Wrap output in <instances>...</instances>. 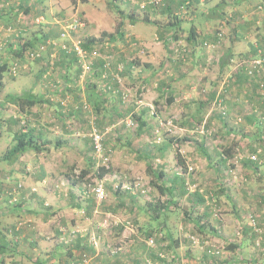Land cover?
<instances>
[{
    "label": "rangeland",
    "instance_id": "1",
    "mask_svg": "<svg viewBox=\"0 0 264 264\" xmlns=\"http://www.w3.org/2000/svg\"><path fill=\"white\" fill-rule=\"evenodd\" d=\"M253 1L256 3H250L254 6L259 3L264 5L258 2L259 0ZM35 2L34 9L24 12L27 2L23 1L19 4L18 0H0V11L3 14L12 12L14 4L19 14L32 15V17L25 16L28 19L22 22L23 28L27 29L22 30L23 34L19 38L21 47L37 33L43 32L48 35L45 40L33 42V45L38 44V46L26 47L24 57L18 61H15L16 59L7 61L8 70L0 85V103L4 102L0 119V129L4 132L0 139V142L3 140L0 145V174L2 169L9 170L6 167L8 163L2 159V156L8 142H11L12 135V131L7 132L4 126H7L8 118H16L14 115L18 114L16 106L6 101L7 93L19 95L32 90L45 100L40 102L39 108L36 109L43 111L42 122L55 123L63 119L65 125L60 127L57 124L48 125L46 135L52 141L51 145L43 147V154L39 151L36 154L28 153L29 156L22 155L21 162L15 163V167L24 166L23 176L13 181H22L18 183L21 188L35 187V190L37 187L51 192L53 188L55 193L53 192L49 200L56 206H60L63 203L61 198H64L63 201L66 202L69 199H67L68 196L62 197L56 193L58 191L55 189L60 190L65 187L60 183L61 181L58 182L61 180L58 177L69 174L71 175L70 185L77 188V193L80 192L78 197L85 207L78 208L77 212L70 208L64 218H84L89 213L92 214V218L87 227L85 225L82 228H70L68 223L65 226L59 225L64 232L61 236L50 229L49 224L41 226L37 229L40 234L38 239L30 235L36 240L39 249L36 250L35 246H31L30 239L21 240V244H26L24 249L27 255L23 260L24 264H38L35 262V256L38 254L36 252H40L42 258L48 259L51 257V252L59 248L64 252L63 254L68 255L67 243L76 242L78 234L88 235L89 243L93 240L97 251L96 254H91L92 258L86 257L84 253L83 262L79 263L72 259L71 263L101 264V253L129 252L132 240L142 236V231H134L135 227L132 224L136 226L145 221L149 223L148 218L152 213L160 218V224L166 230L168 229L172 238H165L159 250L158 240L161 234L158 237L154 235L151 237L154 243L145 237L148 247L146 250L158 249V254H164L162 258L165 259V264H188L190 260L197 261L198 264H264V109L262 114L261 109H257L262 130L256 131L253 128L249 132L243 126L247 122L248 109L233 107L232 110H235L229 113L221 100L219 103L210 101L206 107L199 108L197 111L200 116L199 122L195 121L196 124L194 123L191 130L179 129L176 115L159 111L162 110L161 106L167 94L164 88L167 85H174L172 81L169 83L166 81L167 76L172 77L168 70L175 72L176 69H174L175 66H170L173 62H169L170 68L166 65L163 69L165 72L161 71L162 77L161 74H155L159 72L157 68L154 69V74H147L149 70H146L145 64L152 63L156 67V64L161 66V61L171 60V58H186L188 61L197 58L196 50L192 52L184 46L185 49L181 50L180 41L173 43L176 40L169 39L172 36L166 35L171 15L167 12L163 14V0H115L118 7L113 6V0H78L77 2L35 0ZM17 10L14 9L12 13L14 14ZM243 17L242 13L201 14L197 18V23L203 30L213 28L216 34L221 36L222 42L234 36L242 25H246L247 39L256 38L258 42L260 41L258 48L262 49L264 54V33L263 37L259 38L264 24L258 22V17L255 18V23L246 19L244 21ZM78 21L80 24L73 27ZM120 24H122L121 31H124V36L118 34L117 29ZM191 25L190 21L185 20L183 28L190 30ZM7 29L9 34L16 33L9 26ZM63 32L65 35L62 34ZM110 34L115 35V41H111ZM11 36L6 35L8 40ZM92 38L95 39V44L99 48L105 46L100 60L109 58L107 61L111 62V58L113 59L112 66L108 72L104 71L102 78L100 60L96 61V67L93 65L91 70L84 71L80 61L74 63L75 54L62 47L63 44L73 47L74 43L82 44ZM239 40L243 50L248 44L240 38ZM169 45L173 47L176 45L177 49L174 48V51H171ZM203 47L210 49L204 52L202 50V52L207 58L210 55L211 59H205L207 66L203 68L201 81L197 79L198 73H195L194 79L197 82L192 84L195 87L193 94L205 100L212 93L210 82L205 81L208 80L207 78L210 79L209 73H213L212 80H216L219 85L223 84L224 79L231 84L230 82L234 80L233 74L236 73L230 72L228 68H223L224 70L219 68L218 65L222 62L219 54H222V51L221 48H217V43L210 42ZM254 52L235 58L232 63L239 68L243 66L247 69L245 62L257 58ZM12 53L13 51L8 48L0 50V59L3 56L6 59L11 58ZM209 60L215 61L211 65ZM68 62L73 63L67 68ZM120 62L127 66L133 62L139 66L134 68L135 73L132 72L131 76L125 74L122 88L118 90L120 83L116 82L113 76L118 72L115 66ZM13 67H16V73ZM220 70L222 73L219 74ZM112 72H114L113 76H111ZM260 74L264 75V72ZM247 75L256 77L250 73ZM107 76L114 79L110 81V85L108 84L106 95L112 94L114 100L109 102L108 106L100 104L97 110L92 99L96 102L100 100L99 103H101V94L98 90L102 88L103 83L107 84L103 82ZM75 80L76 83H74ZM225 86L228 85L225 83L222 88ZM60 88L63 90L61 94L56 91ZM53 89L55 92L52 91ZM260 89L264 92V85H261ZM89 91L96 93L91 94V100L87 97L90 95ZM225 93L228 95V91ZM235 96L240 98V94ZM54 103L59 105L57 109L65 116L60 121L55 115ZM104 107L108 110L107 114L104 113ZM144 109L147 112L141 119L139 116ZM193 109V107L190 108V110ZM255 109L252 107V110ZM218 113H221V119L216 115ZM31 117L35 120L34 116ZM194 117L198 119L197 116ZM19 122L21 124H17L23 126L24 122ZM25 122L30 123V119L26 117ZM147 124L151 127H146ZM94 132H100L102 135L100 151L94 145ZM247 133L256 134L254 144L250 148H248L249 141L245 138ZM57 139L62 140L61 144H56ZM166 143L171 146L165 147ZM200 144L212 156L210 163L208 159L206 160ZM231 144L235 147L234 157L224 160L225 156H222L224 146ZM178 152L185 160L184 165L182 164L183 166L179 169L176 168L175 163L176 160L177 164H180L176 158ZM252 154H257L258 160L251 159ZM245 158L256 163L246 166ZM170 160H172V169L176 168L175 172L178 170L181 171L180 173L185 172L181 175L185 178L184 185L182 186V179H174L177 186L171 193L162 192L154 183L160 184L167 178L165 176L162 180L156 178V175L148 169L151 166L153 170L160 171L161 167L165 168ZM207 164L211 167L208 168ZM102 167L107 170L103 176H101L104 172ZM84 172H86L85 176H82ZM73 180L79 182L73 184ZM98 184H103L106 190L107 195L104 199L96 193L95 187ZM1 187L0 181V190ZM199 188L203 191H199ZM199 194L204 201H200ZM3 196L0 194V197ZM11 199L12 204L5 206L4 212H8L7 215L0 218V232L8 238L13 230L10 231L9 228L4 232L3 229L13 224L17 226L19 217H22L21 213L11 210L19 203V196L17 201L13 196ZM119 201H123L124 204H120ZM89 204L95 206L94 211L88 208ZM118 206L122 208L121 214L116 213ZM147 210L149 213H146ZM136 215H138L137 222ZM23 222L28 229L31 221L24 217ZM246 225L249 227L247 233L252 235L251 239L246 244H239ZM77 230L81 232L76 235ZM232 242H236L238 246L231 250L228 246ZM208 248L215 249L219 254L215 255L214 259L207 258L205 250ZM232 252L236 254L234 257L236 260L229 263ZM78 254L75 253V257L79 256ZM50 261L49 264L54 263ZM63 261L64 258L61 256L59 264ZM7 264L11 262L7 260Z\"/></svg>",
    "mask_w": 264,
    "mask_h": 264
},
{
    "label": "crops",
    "instance_id": "2",
    "mask_svg": "<svg viewBox=\"0 0 264 264\" xmlns=\"http://www.w3.org/2000/svg\"><path fill=\"white\" fill-rule=\"evenodd\" d=\"M11 1V0H9ZM27 2V8L30 7V9H34L36 7V2L35 0H18V3H22V2ZM37 1V0H36ZM256 3L253 0H194L193 2V7H191V1L187 0H163V11L165 14V12H167L168 14L171 15V17L169 18V22H168V31L166 32V35L172 36L169 37V39H175L176 41H173V43H176L178 41H180V49H185L183 48L186 47L189 50H191L192 52H194L196 50L197 53V58H194L190 61H188V59L184 58V59H180V57L178 58H171V60H165V61H161V66H159L158 64H156V67L153 66L154 64L149 63V64H145L146 65V70H149V72H147V74H154V69L158 70L159 72L155 73V74H161V76L163 77L162 74V70L165 69L166 65L167 68L174 67V69H176L175 72H173L172 70L168 72L171 73L169 75H171L172 77H168L166 78V81L169 83L170 81H172V86L167 85L166 88V96L164 97V103H162V110H159L160 112L163 113H171L173 114V116L176 115L177 117V124L180 126L179 129H186V130H191L194 125V123L196 124V122H199V113L197 112L198 109L202 106L206 107V105H208V103H219L221 100V103H224L226 105V107L229 110V113H233L232 108H239V109H245V107L248 109V114L246 115V121L243 126L244 128L247 130V132L252 131L251 129H256L261 131L262 130V123L259 120V113H255L252 110V107L257 105L258 106H262L263 102H264V92H261V84L264 83L263 82V78L264 75L263 74H258L255 73L256 77L253 79L252 77L249 78L245 73V71H243V69L239 68L236 64H233L232 61L235 60V58L238 57H244L247 55H250L251 53H253L255 51V49L260 52V55L262 56V49L258 48V46L260 45V43L258 42V40L256 38H252L253 40H248L246 35L248 33V27L246 25H242V28L239 29L241 30V32L238 30L236 32V34L234 36H230V38L226 39L225 41L222 42V39L218 40V37L216 35V31L211 28L209 30H203L200 28V26H198L197 23V18H199L201 16V14H211V15H219V14H243V18L244 21L246 20H250L252 22H254L255 18L258 17V14H256L254 11V8L256 6H254V4L251 3ZM258 2L264 3V0H259ZM188 3V5H187ZM260 4V3H259ZM186 8V9H185ZM12 11V10H11ZM241 11V12H240ZM13 12V11H12ZM12 12H10L9 14H7V16L5 15H0V50H7V48L9 50H12L13 52H19L20 50H18L19 48H21L20 45V37L21 34H23L24 29H27L26 27H24V24L22 23L24 20L27 21V17L25 16H30L32 17L31 14H19V10L17 11L18 14H13ZM25 12V11H24ZM167 18V17H166ZM246 19V20H245ZM11 21V24H14V27H11L12 31H16V33L13 34H9V32H7V24L8 21ZM188 20L192 23L190 30H186L185 27L183 28V24L184 21ZM255 23V22H254ZM264 24V23H261ZM23 30V31H22ZM6 32L11 36V39L8 40L9 38L6 37ZM262 34L259 35V38L261 39L264 33V29L262 28L261 30ZM41 35H46L43 32L37 33L36 35H34L35 37H41ZM5 36V37H4ZM243 40V42L245 44H248L246 46V48H243V50H241L242 48L240 47V40ZM8 41H10L8 43ZM36 43H38V41H40L39 39L35 40ZM217 43V48H221L222 54L220 55V61H222V58L224 57L225 60V64L223 68H228L227 70H229L230 72L236 73L234 75V80L231 81V84H228L226 82V79H224L223 84L219 85V83L216 80H212V76L213 73H209V78H207L208 81L211 84V88H212V93L211 96H208L207 98H205V100L200 99L199 96H196L193 94V91L195 89V87L193 86L192 82H195L196 80L195 78V73H198L197 75V79H200L201 81V73L203 72V68L205 69V65L207 62L205 59H211L210 55L208 56V58L205 56V54L203 53L204 51H209L210 49H205L203 47V45H207V43ZM256 42V43H254ZM221 44V45H220ZM220 45V46H219ZM34 46H38L34 45ZM133 47V46H132ZM203 47V49H202ZM134 48V47H133ZM174 48L177 49V46L175 45L170 46L169 45V50L174 51ZM203 50V52H202ZM131 51L133 52V49L131 48ZM174 53V52H173ZM195 53V54H196ZM18 55V54H17ZM255 55V52H254ZM264 55V54H263ZM195 57V56H194ZM230 61H229V58ZM3 58H5L3 56ZM176 59V60H175ZM5 60V59H4ZM9 60V59H8ZM153 60L158 61L157 59L153 58ZM1 61V59H0ZM16 61V60H15ZM18 61V59H17ZM213 61L215 60H209V64L212 65ZM169 62H173L170 64L169 66ZM217 62V61H216ZM231 62V63H229ZM71 62H68L66 67H70L71 65L69 64ZM220 63V62H219ZM139 66V64H134L133 62L129 63V67L128 70L123 73H120V75L117 77L116 74H114V78H112L111 76H113L111 74V76H107L106 78L103 79V82H106L107 84L103 83L102 88H100L98 90V92L101 94V100H103L102 104L108 106L109 102H113L114 98L111 96H107L106 95V91L107 88H109V83L112 79H114L116 82L120 83V86L117 88L118 90H120V87L122 88V81L125 79V74L127 73L128 76H131V73H135L133 70L136 66ZM218 65V64H217ZM221 65H218L219 68H221ZM153 68V70H152ZM105 69V70H104ZM222 69V68H221ZM108 72L109 68L106 67L105 65H101V78L103 77V73L104 71ZM200 70V71H199ZM224 70V69H222ZM222 70H220V72H218L219 74L222 73ZM197 71V72H196ZM163 72H165L163 70ZM105 74V73H104ZM263 75V77L261 76ZM166 77V76H164ZM205 77V76H204ZM68 79V78H66ZM211 80V81H210ZM67 81V80H66ZM69 82V81H67ZM77 81L75 80L74 83H76ZM197 82V81H196ZM225 83L229 86V88L227 89L228 86H225L224 88H222ZM195 85V84H194ZM193 87V90H191V88ZM172 88V89H171ZM224 89V90H223ZM8 91V90H7ZM53 92H55V90H52ZM58 91V93L61 94V92L63 90H56ZM226 91H228V95L225 93ZM35 93V92H34ZM9 95V93H7ZM240 94V98L236 97L235 95ZM70 103V102H69ZM55 104V115L60 119H62L64 116V114L62 112H60L57 109V105ZM156 104V102H155ZM14 105V104H13ZM40 103H37L36 105L33 106L32 111L34 113H32V115L35 117V121L33 123V126L35 128H39L42 129L44 131V135L43 137L40 139L41 141H46L48 140V136L46 135V132L48 130V125L51 124L52 126L57 124L58 127H60L61 125H65L63 124L65 121H60V122H55V123H43V119L41 118V113L43 112L41 109L40 110H36L37 108H39ZM43 105V104H42ZM102 105V106H103ZM157 105V104H156ZM196 105V108H195ZM193 107V110H190V108ZM203 108V107H202ZM105 109V107H104ZM71 112V110H69ZM68 111V112H69ZM158 111V110H157ZM158 111V113H159ZM75 112V111H74ZM147 110L144 109L142 110V112L140 113V118L143 119L144 114H146ZM78 113V110H77ZM104 113L107 114L108 110L105 109ZM218 116V118H220L221 113L216 114ZM15 117L17 116V114L15 113L14 115ZM194 116H197L198 119H195ZM221 119V118H220ZM196 121V122H195ZM16 122H13L12 118H8L7 120V126H4L5 130L11 131L12 128L9 129V127H13L15 128L17 126H15ZM144 124V121H143ZM57 127V128H58ZM146 127L150 128V125H146ZM208 127V126H207ZM191 128V129H190ZM14 130V129H13ZM4 131V130H3ZM4 135V132H2V129H0V139L1 137ZM256 137V134L253 133H247L245 134V138L247 141H249L248 143V148L251 147L252 144H254L253 142L255 141L254 138ZM12 138V137H11ZM260 138V136H259ZM3 142V140L0 142ZM12 142V141H11ZM62 140L61 139H57V143L56 144H61ZM52 141L49 142V146L51 145ZM9 143L7 144V148L4 150L6 151L8 149ZM47 146V145H46ZM165 147H170L171 144L166 143L164 145ZM201 146V144H200ZM227 146V145H226ZM224 146V147H226ZM201 148L204 147L201 146ZM206 149V148H205ZM32 151V152H29ZM27 152H25L24 154L18 155L17 157H15L13 159V161H9L6 160L4 158V155L2 156V159L5 161H7L6 163H8L6 165V167L9 170H5L2 169V173L0 174V181H1V190H0V194L4 195L3 197H0V218L4 217L7 215L8 212H4L5 211V206L12 204V199L11 197L13 196L14 199L17 201L18 200V196H19V203L16 204L15 206H13V211H17L19 213H21L22 217H19L18 222H17V226L15 224H13L12 226L10 225V227H6L3 229L4 232L8 231L10 228V231H12V234L9 233V237L8 238L6 235H4L3 233L0 232V262L1 264H7V260H9L11 262V264H24V258L27 255L26 254V250L24 249V244H21V240L24 239H30L31 241V246H35L36 250L39 249L37 246L38 244H36V240L31 238L30 235H32L33 237L35 236L36 239H38L40 237V234H38L37 229H40L41 226H44V224H49L48 227H50V229H53L55 231L56 234H59L58 230L62 229L60 226H65L66 223H68L70 226V228H76V227H84L86 225V227L88 226L87 224L91 221L92 218V214H88V216H84L83 217H77V218H71L69 219V217H67V219H65V213L68 212V210L70 208L74 209V211L77 212L78 208H83L85 207V205L83 204L82 200L79 199L78 195H80V192L77 193V188L71 186V179L67 176H61L58 178H61V180H59L58 182L62 183L63 185H65V187L61 188L60 190L55 189V191H58L56 193H59L60 195H62V197L64 196H68L67 199H69L68 202L63 201L64 198H61L62 200V204L60 206H56L55 204H53V202H50V198L51 195L54 192V189L52 188V192L51 191H47L46 189H42V188H37L34 190V188H21L20 184L18 186L19 182H22L20 180L18 181H13L15 179H19V177L23 176V167L19 168V167H15V163H19L21 162V157L22 155H26L28 153H34L36 154L37 152L35 150H29ZM41 154L44 153L43 150L40 151ZM182 153V152H181ZM30 154H28L29 156ZM206 157V160L208 161V163H210V161L212 160V156L210 155V158H208L206 156V154H204ZM223 156V155H222ZM31 157V156H30ZM234 157V156H233ZM233 157H230L228 159H232ZM248 157V156H247ZM1 158V156H0ZM178 162L179 159L176 156ZM244 159V158H243ZM182 160L183 162L185 161L183 159L182 156ZM200 160V158H199ZM210 160V161H209ZM23 161V160H22ZM205 161V159H204ZM250 160H247V158H245L244 162H248ZM166 167L164 168V166H162V170L164 171V175L166 179V186H174V190L175 191V180H182V186L184 185V177L181 176L183 175L185 172L180 173L181 171L178 170V172H175L176 168H180L181 166H183L181 163L177 164L176 160V168L173 170L172 169V160L168 161ZM207 167H211L209 164H207ZM155 170V169H154ZM169 172V173H168ZM212 173V172H210ZM47 175V174H46ZM49 176V175H48ZM211 177V176H210ZM40 180V179H39ZM56 182V181H55ZM57 188H59V184L56 185ZM20 189V191H19ZM172 191V192H173ZM199 191H203V189L199 188ZM55 193V192H54ZM201 193V192H200ZM18 195V196H16ZM64 195V196H63ZM205 197V193L203 194ZM200 199H202V196L199 194ZM66 198V197H65ZM59 200V198H58ZM120 204H124L123 201H119ZM77 204H81L82 206L78 207L79 205ZM121 205V206H122ZM201 205V204H200ZM137 207V205H136ZM88 208L91 211L95 210V206H91L89 204ZM119 209H117V214H121L122 212L120 210H122V208H120V206H118ZM109 210V209H107ZM17 215V214H16ZM19 216V215H17ZM27 217L30 221V227H28V229L26 228V226H24V222H23V218ZM23 224V225H21ZM60 225V226H59ZM135 227L134 231H139L142 230V228H139L140 226H142L141 223L137 224L136 226L134 224H132ZM218 227V226H216ZM166 229V228H165ZM75 230V229H74ZM74 230H72V232H74ZM249 230V227L246 225L245 226V233L242 235V239L239 240V244H246V242H248L251 239L252 235H249L247 233V231ZM14 232V234H13ZM77 232H81L80 230H77ZM76 232V233H77ZM139 238V237H138ZM25 242V241H24ZM29 242V241H28ZM136 239L132 240L131 244H130V248H129V254L126 255L125 252H121V255L124 257L126 256L127 259H130L132 257H136L134 256L139 247V243H136ZM27 243V242H26ZM132 243H134L132 245ZM236 243V242H235ZM84 244L89 245L86 240H81L79 241V239L76 242H72V244H70V246L68 248H71L74 253H78L79 251H81L84 246ZM23 245V246H22ZM90 246V245H89ZM85 249V248H84ZM97 251V249H96ZM38 254H36L37 256H35V262H37L38 264H49L52 260L54 261L53 264H59V258L62 256V258H64V261L61 264H64L66 260H70L71 254L66 255L63 254L64 252L62 250H60L59 248H56L55 251H53V253L51 252V257L50 258H42V255H40V252H36ZM99 253V252H97ZM143 254H138L137 256H139L140 258L144 259L146 258L151 264H163L160 263V258L158 259H154L153 257H151V255H149V253H146V251H142ZM30 254V253H29ZM236 254H233V252L231 253V260L229 263H232L234 260H236L235 257ZM130 257V258H129ZM56 262V263H55ZM159 262V263H158ZM69 263V262H68ZM138 263V262H135ZM198 264L197 261L194 262L192 260H190V262L188 264Z\"/></svg>",
    "mask_w": 264,
    "mask_h": 264
},
{
    "label": "trees",
    "instance_id": "3",
    "mask_svg": "<svg viewBox=\"0 0 264 264\" xmlns=\"http://www.w3.org/2000/svg\"><path fill=\"white\" fill-rule=\"evenodd\" d=\"M72 1L77 2L78 0H72ZM188 1H191L192 3L194 2V0H187V2ZM113 2H114L113 3V6L118 7L117 4L115 3V0H113ZM13 6H14V9L17 10V8H16V6L14 4H13ZM14 9H11V10L13 11ZM30 10H31L30 7L24 9L25 12H29ZM17 11H15V14H18ZM9 12H10V10H9ZM0 15H4V16L6 15L7 16V14H3L2 11H0ZM11 21L9 20L8 23H10ZM7 25L10 28L14 26V24H11V23L10 24H7ZM121 27H122V24H120L119 25V28L117 29L118 32H119L118 34H120L121 36H124V31H121ZM47 36L46 35H43L41 37H33V38H31V40H27L26 44H23V47H21V48L18 49V50H20L19 52L18 51L17 52H13L11 54V58L8 57L6 59V58H3L2 57L1 61L2 60L3 61L0 62V85L2 83V80H3V77L5 75V72L8 70V62L7 61H10L12 59H16V61H17V59H21L25 55V51H26L25 48L26 47L27 48L28 47H32V46L34 47L33 42H35L36 39H39L40 38L42 40H45ZM109 36L111 37V41L112 40L113 41L116 40L115 39V35L110 34ZM217 37H218V40L221 39V36L217 35ZM82 46L84 47V49H87L90 52H93V51H95L97 49V50H99V53H101V54H103L104 53V50H105V46H101L99 48L95 44V39L94 38L89 39L87 42L82 43ZM255 52H256V54H255L256 57H260L261 56L260 55V52H258L256 49H255ZM79 58H80V56L78 54H75L74 55V63H79ZM98 58L101 59L100 56ZM100 59H97V60H100ZM108 59L109 58H105V59L102 58V60H100V62L102 63V65H105L108 62L107 61ZM112 61H113V59L111 58V64L113 63ZM71 63H73V62H71ZM71 63H69V64L71 65ZM221 64H222L221 65V68L223 69L224 64H225L224 59L222 60ZM120 65L123 66L122 67V70L119 71L120 73H123L124 71L126 72L128 70V67L129 66H127L123 62H120L119 64H116L115 67L117 68V70H118V67ZM96 66H97V63L93 67H96ZM240 68L243 69V71H245V73H248L247 70L243 66L240 67ZM67 75L65 76L66 78H68V76H69V75L68 76ZM247 76L249 78H251L249 75H247ZM254 78H255V76L253 77V79ZM109 85H110V83H109ZM91 94L92 95L93 94L95 95L96 93L94 91L93 92L92 91L90 92V95L87 96V97H89L90 100H91V97H92ZM64 95H65V93H64ZM6 101L12 102V104H14L16 106V108H17V113L18 114H17L16 118L12 117L13 122H16V123H14L15 126H16L17 123L18 124H21V122H19V121H23L24 124H23V126L17 124V126L15 128L9 127V129L12 128L11 129V131H12L11 141L12 142H10L11 144H9L8 149L4 152V158L6 160L13 161V159L15 157H17L18 155L24 154L25 152H27L29 150H35L36 152H39V151L43 150V147L46 146V145H48L51 140L48 139L45 142L44 141H41L40 142V139L44 135V131L42 129H39V128L37 129V128H35L33 126V123H34L35 120H34L33 117H31V116H33L31 114L34 113L32 111L33 106L36 105L37 103H40V102H43V101L45 102V100L42 97H39L36 92L34 93V92H32V90H30V91H28L26 93L19 94V95L9 94V95H7ZM92 102L95 103L94 105H95V108L97 110H98V108H99L98 106L100 104H101V106L103 105L102 104L103 100H101V103H99L100 100L96 102L94 99H92ZM3 104H4V102L0 103V119H1V110H2ZM255 107H256V105L253 106V109H255ZM257 109L258 110L261 109V114H262L263 109H264V102H263V104H262L261 107L258 106V107H256L255 110H253V112H255L256 114L258 113V110ZM26 117L30 119V123H27L26 124V122H25ZM204 153L206 154V156L208 158H210V154L208 153L207 149H204ZM234 154H235V147L232 144L224 147L223 152H222V155L225 156L224 157V160L225 159H228L230 157H233ZM177 157L179 159V163H181V164L184 165V162L182 160V156H181L180 152L177 153ZM253 163H256V162L250 160L248 162H245V165L248 166L249 164H253ZM101 169L104 171L101 174V176H103L106 173L107 170L105 169V167H102ZM148 169H150L152 171V173H154V175H156V178H159V179L162 180L163 176H165L163 170L156 171V170H153V168L151 166H149ZM85 173L86 172H84L82 174V176L83 175L85 176ZM68 177L70 178L71 175L68 174ZM73 181H74L73 184L79 182L77 180H73ZM154 183H155L156 187H158L162 192L163 191H168V192L171 193L174 190V186L170 187V186H166L165 185L166 184V179H164L162 182H160V184H157L156 182H154ZM175 186H177V182L175 183ZM200 201H204V198L202 197V199H200ZM77 205H79L78 207L82 206L81 204H77ZM154 211L156 212V210H154ZM146 213H149L148 210L146 211ZM148 220L150 221L149 223H147V221H145L142 224V226H140V228H142V230H140V231H142V236L136 239V241H137L136 243H139V247H140L138 249L137 253L134 255L136 257H132V259L129 257L130 259H127L126 256L123 257L117 251L116 252H113V253H107V254L101 253V255H102V259H101V262L102 263L101 264H130V263H135V262H138L139 264H142V263L143 264H151L146 258L142 259L139 256H137L138 254H143L142 251L143 252L146 251V253L149 252V255H151V257H153L155 260L158 259V258H160V263L165 264L166 261H165L164 258H162V257H164V254H162V253L158 254L159 253L158 249L159 250L161 249V243H162V241H164L165 238H170L171 239L172 238V235L169 233V231H167L168 229L166 230L165 227H163L160 224V221L161 220H160V218L156 214H153L152 213L151 216H149ZM135 221L136 222L138 221V215L135 216ZM154 221H156V223H154ZM58 232H59V234H57V235H59V236H61V235L64 234V232L62 230H60V229L58 230ZM163 232H165V234ZM78 233L79 232H77L75 234L77 235ZM162 233L164 234L163 236H162ZM159 234H161V237L159 236L158 249H155V251L154 250H150V251L146 250V248H148V247H147V245L145 243V241H146L145 240V237L146 238L148 237L149 239H153V238H151L153 235L155 237H158ZM78 239H79V241L86 240V242L90 246L87 245V244L86 245L84 244V246L82 247L83 249L78 252L79 253L78 254L79 256H76L75 257L74 251L71 248H68L70 246V243L68 242L67 243L68 244L67 245V251H68L67 253L69 255L71 254V257H70V260H66L64 264H72L71 263L72 259H74V261H77L79 263L80 262H83V259H84V256H85L84 253H86V257H89V258H92V255L91 254H96V245H95V243H94L93 240L91 241V243H89V236L88 235H84L83 236L81 234H78L77 240ZM176 242H178V240H176ZM237 246H238L237 243L232 242V243H230V245L228 246V248L232 250V249H235ZM205 251H206L205 256L207 258L214 259V256L219 254V252L216 251L213 248H208ZM125 253L127 255L130 252H125ZM111 255H113V256H111ZM159 255H161V256H159ZM0 264H1V262H0ZM167 264H170V263H167Z\"/></svg>",
    "mask_w": 264,
    "mask_h": 264
},
{
    "label": "built area",
    "instance_id": "4",
    "mask_svg": "<svg viewBox=\"0 0 264 264\" xmlns=\"http://www.w3.org/2000/svg\"><path fill=\"white\" fill-rule=\"evenodd\" d=\"M254 12L256 14H258V22L259 23H264V5L263 4H259L254 8ZM260 13V14H259ZM80 22L78 21L73 27H76V25H79ZM63 35H65V33H62ZM62 47L66 50H71L72 53L74 54H78L80 56L79 61L81 62V66L82 69L84 71H88L92 69V66L95 65L96 60L100 59L98 58L99 56L102 57V54L99 53V50H95L93 52H90L87 49H84V47L82 46V44L79 43H74L73 47L72 46H68L66 44H63ZM245 63H247V72L250 73V75H255V73L260 74L261 72H264V55L257 57V58H253V60H247ZM110 66H112L111 62L108 61L106 63V67L110 68ZM122 65H120L118 67V72L116 73V76H119V71L122 70ZM13 71L16 73V67H13ZM262 86L264 85L263 83L261 84ZM93 141H94V145L95 148L98 149V151H100V149H102V135L100 132H94L93 133ZM251 159L253 160H258V156L257 154H252L251 155ZM96 193L97 195L101 198L104 199L106 197V190L103 186V184H98L95 187ZM151 243L154 242L153 239L150 240Z\"/></svg>",
    "mask_w": 264,
    "mask_h": 264
}]
</instances>
